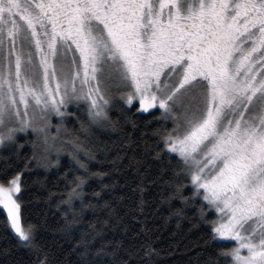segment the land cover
I'll list each match as a JSON object with an SVG mask.
<instances>
[{
	"label": "snow or ice",
	"instance_id": "obj_1",
	"mask_svg": "<svg viewBox=\"0 0 264 264\" xmlns=\"http://www.w3.org/2000/svg\"><path fill=\"white\" fill-rule=\"evenodd\" d=\"M65 153L63 264H161L157 219L205 227L187 264H264V0H0V218L35 264L26 177Z\"/></svg>",
	"mask_w": 264,
	"mask_h": 264
},
{
	"label": "trees",
	"instance_id": "obj_2",
	"mask_svg": "<svg viewBox=\"0 0 264 264\" xmlns=\"http://www.w3.org/2000/svg\"><path fill=\"white\" fill-rule=\"evenodd\" d=\"M112 115L115 119L116 113H112ZM152 126L155 127V124ZM53 129L55 130V128ZM136 135L138 136L139 132H137ZM95 136L98 137L100 141H106L108 143L117 141V134L113 133L111 130H98ZM22 152H30V148L25 146ZM129 155H131V153H129ZM109 159H111V157H109ZM128 162V160H125L122 167L126 166ZM60 163L61 167L58 171L56 168H53L45 173L43 169H37L32 174L28 175L26 177L27 186L22 195L25 222L39 226L38 239L42 244L51 247L54 254L53 264H56V262L63 264L65 260L75 259V256L67 255L74 241L69 242L61 238L54 231L58 226V221L61 219V213L56 207L59 196L56 195L50 202L47 200L49 193L59 194L67 191L61 179L62 173L71 163L66 153L61 155ZM91 166L94 171L96 168L100 167L95 161L92 162ZM104 168H109L106 162L104 163ZM34 178L43 180L46 184V188L42 189L38 184H33L32 181ZM113 179H119L121 184L125 183L126 180L131 183L134 179V173L126 169L123 174H115ZM90 184L95 187L94 181H90ZM87 190L91 191V189ZM118 191H127V189H118ZM149 195L151 196V192ZM88 218H92L90 214ZM155 224L159 226L156 247L165 250L161 254V264H187L189 256L184 253L188 252L190 249H195V246L202 243L205 238V227L202 225L194 227L195 221H193L192 224L184 221L181 223L179 229H177L174 220L165 224L162 219H157ZM173 233H175V235H173ZM4 248L8 249V255L6 257L0 255V264H35V255L29 252L28 249L18 246L17 238L14 233L10 229L7 231L5 230L3 219L0 218V250ZM172 249L177 250L173 252L171 251ZM191 255L194 257L195 251H193Z\"/></svg>",
	"mask_w": 264,
	"mask_h": 264
},
{
	"label": "rangeland",
	"instance_id": "obj_3",
	"mask_svg": "<svg viewBox=\"0 0 264 264\" xmlns=\"http://www.w3.org/2000/svg\"><path fill=\"white\" fill-rule=\"evenodd\" d=\"M52 132H53V133H55V130H54V129H52Z\"/></svg>",
	"mask_w": 264,
	"mask_h": 264
}]
</instances>
